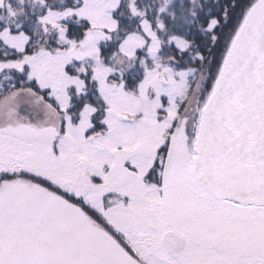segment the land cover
<instances>
[{
	"label": "snow or ice",
	"instance_id": "snow-or-ice-1",
	"mask_svg": "<svg viewBox=\"0 0 264 264\" xmlns=\"http://www.w3.org/2000/svg\"><path fill=\"white\" fill-rule=\"evenodd\" d=\"M0 264H264V0H0Z\"/></svg>",
	"mask_w": 264,
	"mask_h": 264
}]
</instances>
